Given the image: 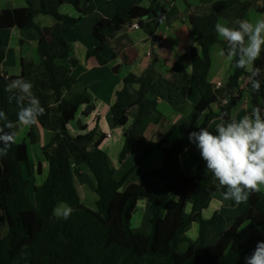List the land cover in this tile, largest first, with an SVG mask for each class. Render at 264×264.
Segmentation results:
<instances>
[{
    "label": "trees",
    "instance_id": "1",
    "mask_svg": "<svg viewBox=\"0 0 264 264\" xmlns=\"http://www.w3.org/2000/svg\"><path fill=\"white\" fill-rule=\"evenodd\" d=\"M25 1L22 7L0 9V109L15 124L19 105L10 98L17 93L8 91V85L21 78L32 83V93L45 109L38 121L51 133L50 142L43 147L50 173L42 185L33 187L32 199L28 193L32 185L28 143L37 141L34 130L28 135V143L17 142L7 155L0 156V264H245V257L253 252L257 242L264 241V192L250 193L249 208L209 246L210 230L223 225L225 219L219 212L210 219L203 216L218 180L206 170L187 174L181 160L193 144L188 134L198 131V127H191L184 138L167 146L175 131L171 129L158 143L164 153L162 166L146 171L140 186L124 190L134 168L118 180L109 155L100 147L103 136L91 148L94 130L75 135L70 129L79 109L89 103L90 98L65 64L71 45L63 30L81 22L84 12L80 4L92 0H39L40 7L35 0ZM171 1L153 0L149 7L134 5L120 9L114 18L101 19L94 33L97 45L89 51V56L106 64L105 48L123 27L136 22L154 36L165 21ZM258 2L219 0L211 5L209 12L195 13L189 18L196 32L193 67L201 95L195 109L206 113L201 127H208L218 116L231 119L240 100L241 79L245 74L244 70L234 68L226 85L218 87L210 82L211 52L217 41L214 26L221 17L235 22L245 18L253 8L264 11V6H258ZM63 4L74 5L82 15L63 14L60 11ZM41 14L56 20L54 26L41 29V62L23 61L21 75L7 76L1 70L7 55L2 31L37 27L36 17ZM128 54H123L126 62L130 61ZM254 66L260 71L255 78L261 81V88L254 92L250 82V110L260 107L264 113V50ZM174 72L173 78L165 77L155 59L145 74H130L124 79V88L118 91L112 108L115 125L128 123L131 108L137 107L138 112L134 124L126 131L121 161L143 144V121L158 111L160 100L179 112L185 110L191 74L181 60L175 64ZM215 105L219 106V112L213 110ZM82 165L90 169L97 181L96 209L83 204L75 185V176L81 173ZM222 190L226 191L223 187ZM171 194L173 198L165 201ZM141 200H146L150 207L149 231L132 225L133 214ZM188 201L193 203L189 215L185 213ZM60 203L70 207L63 216L55 212ZM194 223L200 225L198 243L188 236Z\"/></svg>",
    "mask_w": 264,
    "mask_h": 264
},
{
    "label": "crops",
    "instance_id": "2",
    "mask_svg": "<svg viewBox=\"0 0 264 264\" xmlns=\"http://www.w3.org/2000/svg\"><path fill=\"white\" fill-rule=\"evenodd\" d=\"M152 1H83L80 4L81 10L84 12L81 22L76 26H68L63 30L67 41L71 45V52L65 64L71 68L74 77L85 87L86 94L90 98L89 103L83 104L79 109L75 119L70 124V129L75 135L94 130L95 136L91 143V148L103 136L100 147L109 155L111 164L116 169V178L118 180L123 179L134 168L123 186L124 190L131 186H140L146 171H155L162 166L164 153L158 143L168 136L171 129L175 128V131L170 136L167 146H170L176 139L184 138L191 127H197V122L201 126L206 117L205 112L195 109V105L200 101L201 95L196 87L198 79L193 67V55L197 48L196 32L190 24L189 18L195 13L209 12L211 5L219 0H172L167 6L168 11L165 21L154 36L149 35L144 28L128 25L129 27L120 31L112 43L103 51V55L107 60L106 64H101L95 56H89V51L97 45L94 33L101 19L114 18L120 9L126 7L134 5L149 7ZM35 2L37 7H40V1L35 0ZM25 5V0H0V9H14ZM257 5L264 6V0H259ZM60 11L63 14L75 17L82 15L79 9L72 4H63L60 7ZM261 15H264V11L253 8L245 18H254ZM219 21L230 27L236 26L233 20L226 17H221ZM55 24L56 20L54 17L41 14L36 17L37 27L30 29H20L18 27L4 29L2 37L7 49V55L1 67L2 72L7 76H19L23 72V61L40 63L39 43L41 29L52 27ZM161 40L164 41L161 42ZM224 46L225 43L217 36L216 44L211 52L212 66L209 72V80L218 87L226 85L234 73V67L228 64L224 57L219 55V51ZM127 52H129V62H126L123 57V54ZM155 59L159 70L167 78L175 76V64L180 60L183 61L192 78L187 104L185 110L179 112L168 102L160 100L158 111L147 116L143 121L142 129L145 136L143 144L129 154L125 160L121 161L120 155L125 144V134L134 124L138 108L134 107L129 110V120L125 126L115 125L112 108L117 99L118 91L124 88V79L130 74L138 76L145 74ZM253 67L255 68V66ZM253 79L252 73L245 71L241 79L240 100L235 106L231 118L239 119L249 112L252 98L249 84ZM213 110L219 112V106H213ZM221 121L227 120L218 116L207 128L210 131H214L215 126ZM13 130L17 132L18 139L21 140L17 142H27L30 131H35L37 135L36 143H28L29 154L33 150L34 157L32 168L30 165L32 173L31 186L33 188L36 185H42L50 173V163L43 153V147L51 140L50 131L45 129L38 120L35 125L23 128L17 127ZM181 160L183 169L189 175H193L200 170H206V163L195 144H192L185 151ZM75 185L83 204L87 206L83 197L86 195V187L90 185L91 189L96 193L97 181L86 165H82L81 173L75 176ZM171 198H173L172 194L167 196L165 201ZM140 203H142V200L139 201ZM146 204L148 209H150L149 204L147 202ZM192 206V201H188L185 207L187 215L191 213ZM249 206V198L246 202L240 204H236L232 200H226L222 187L216 182L213 186V199L209 207L203 211V216L205 219H210L219 212L225 216V219L223 225L210 230L209 246H213L221 235L234 224L237 217L244 213ZM89 208L94 209L92 207ZM148 222L149 216L147 214L144 221L142 220L135 225L136 227H133L149 231ZM193 228L196 229L194 238L190 235L188 236L195 243H198L199 223H194L189 232ZM210 238H215V241L211 243Z\"/></svg>",
    "mask_w": 264,
    "mask_h": 264
},
{
    "label": "clouds",
    "instance_id": "3",
    "mask_svg": "<svg viewBox=\"0 0 264 264\" xmlns=\"http://www.w3.org/2000/svg\"><path fill=\"white\" fill-rule=\"evenodd\" d=\"M235 27L220 21L214 26L218 38L226 47L219 51L226 62L236 69L249 71L254 79L251 87L259 92L260 75L254 63L264 50V15L236 20ZM33 85L22 78L8 85V91L17 93L14 97L19 105L17 121L8 120L0 109V156L7 155L9 148L17 143V127L35 125L45 109L32 93ZM188 134L206 163V173H211L219 185L226 189L224 198L236 204L246 202L250 193L264 192V113L260 107H253L239 119L221 121L214 131L201 127ZM5 129H9L6 131ZM245 264H264V241H258L253 252L245 257Z\"/></svg>",
    "mask_w": 264,
    "mask_h": 264
},
{
    "label": "rangeland",
    "instance_id": "4",
    "mask_svg": "<svg viewBox=\"0 0 264 264\" xmlns=\"http://www.w3.org/2000/svg\"><path fill=\"white\" fill-rule=\"evenodd\" d=\"M18 141H21L20 139H18ZM27 143H28V140H27ZM34 157H33V150H31L30 152V165H31V168H32V165L34 164ZM87 191H86V195H84V203L89 206V207H92L94 209H96V199L98 198L97 197V193H95L90 185H88L87 187ZM28 193L30 195V197L33 199L34 198V194H33V188L32 186L29 187L28 189ZM145 202V200H142V203L139 204V206H137V209L135 211V214H134V217H133V220H132V224L133 226L137 225L138 223H140L142 220L144 221L145 220V215L148 214V216H150V209H148L147 207V204ZM70 207L68 204L66 203H60L56 209V215L57 216H63L65 215L68 211H69ZM142 220H141V219ZM148 220V219H147ZM148 226L150 228V223L148 222ZM198 226V225H197ZM136 227V226H135ZM142 227V226H140ZM148 230V228H146ZM195 228H193L190 232H188V235H190L191 237L194 238V235H195ZM215 241V238H210V242H214ZM210 245V244H209ZM186 247V244H183L182 245V248H185Z\"/></svg>",
    "mask_w": 264,
    "mask_h": 264
},
{
    "label": "built area",
    "instance_id": "5",
    "mask_svg": "<svg viewBox=\"0 0 264 264\" xmlns=\"http://www.w3.org/2000/svg\"><path fill=\"white\" fill-rule=\"evenodd\" d=\"M132 26H133V27H140L139 24H138L137 22H136V23H133ZM163 41H164V40H161V42H163ZM224 102L227 103V102H228V99H225Z\"/></svg>",
    "mask_w": 264,
    "mask_h": 264
},
{
    "label": "water",
    "instance_id": "6",
    "mask_svg": "<svg viewBox=\"0 0 264 264\" xmlns=\"http://www.w3.org/2000/svg\"><path fill=\"white\" fill-rule=\"evenodd\" d=\"M129 26H125V27H123L120 31H123V30H125V29H127Z\"/></svg>",
    "mask_w": 264,
    "mask_h": 264
}]
</instances>
